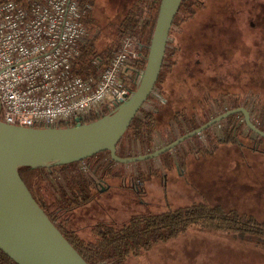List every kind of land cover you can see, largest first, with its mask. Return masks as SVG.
<instances>
[{
    "label": "rangeland",
    "instance_id": "rangeland-1",
    "mask_svg": "<svg viewBox=\"0 0 264 264\" xmlns=\"http://www.w3.org/2000/svg\"><path fill=\"white\" fill-rule=\"evenodd\" d=\"M134 1L93 0L91 14L94 20L88 28L92 39H95L97 51H105L116 41L118 27ZM205 1L207 6L186 21L176 37L179 61L168 77L166 87L171 93L181 92V98L163 106L157 123L158 131L162 133L169 129V120L177 110H193L200 115L206 113L210 105H214L212 109L215 111L212 113L226 110L227 103L222 108L213 99L215 93L223 89L264 93V0ZM191 73L195 75L197 87L191 85L192 81L184 79L185 76L190 78ZM150 104L148 102L146 108H150ZM238 122L236 117L235 123ZM238 125L244 130L242 136H247L250 131L248 127L244 123ZM223 128L224 125L218 123L211 127L210 132L220 136ZM160 132L156 137H161L162 145L165 146V138ZM169 134L179 136L180 132L175 128ZM200 139L204 140L205 136ZM195 144L197 140H189L171 151L175 164L172 170L167 168V176L163 174L162 162L156 159L153 165L160 167L162 174L146 183V191L142 196H138L139 191L130 182L131 179H112L107 192L102 190L92 203L70 213L73 228L81 235L88 236L97 223L120 224L135 214L162 213L172 207L204 200L210 201L212 205L236 208L264 221V153L253 152L236 144H223L218 148L220 151L217 150L210 158L200 157L195 152L189 153L186 165L180 168L181 157ZM157 145L154 144L153 150L162 147L161 144ZM204 166L218 169L206 177L203 174ZM242 166L250 167L249 181L233 177L237 171H241ZM137 168V165H129L125 168L126 173L131 176ZM225 170L230 172L221 173ZM184 172V175H180ZM199 244L206 245L200 247ZM184 252H187L185 260L180 261ZM127 263L264 264V249L241 246L233 236L222 238L218 235L211 239L188 236L185 240L159 244L139 256L130 257Z\"/></svg>",
    "mask_w": 264,
    "mask_h": 264
},
{
    "label": "trees",
    "instance_id": "trees-1",
    "mask_svg": "<svg viewBox=\"0 0 264 264\" xmlns=\"http://www.w3.org/2000/svg\"><path fill=\"white\" fill-rule=\"evenodd\" d=\"M14 1L25 2V0ZM161 1L135 0L118 27V35L113 45L105 51L99 52L93 38L90 44L83 49L77 72L86 77L96 75L107 68L109 59L116 50L120 38L128 32L138 38L139 50L142 54V70L144 71ZM206 6L205 0H183L174 19L170 38L175 34L174 31L181 32L183 24L194 18L197 11ZM93 20L91 14L85 19L86 25L90 27ZM176 37L177 33L173 37L175 39L174 46H171L170 40L168 42L155 91L153 90L117 145V154L122 158L146 155L154 151L155 137L160 132L157 123L163 106L171 100L176 101L181 98V92L171 93L166 87V77L171 75L179 61ZM96 56L101 60L98 68H94L90 63L91 59ZM184 79H187L188 82L192 81L191 85L198 84L192 73L190 78L185 76ZM138 86L139 83L134 86V92ZM189 90H193V88H189ZM215 94L216 97L213 99L222 108L226 103L228 110L242 106L247 108L251 114L252 122L264 132L263 92L249 90L246 93H241L223 89ZM148 102H151L150 108H146ZM213 107L214 105H210L209 110L203 115L193 110L189 112L185 109L177 110L169 120V129L164 133L160 132L165 138L166 145L225 113V110L212 113L211 111H215L212 109ZM237 116H229L220 122L224 125L222 137L211 134V128H209L202 134L186 140L185 142L197 140V144L190 148L185 153L186 155H183L185 158L181 157L180 165L183 167L186 165V156L191 152H195L203 158H210L223 144H236L238 147H246L253 152L264 153V147H260L264 146V137L251 131L243 137V128L240 129V126L235 123ZM98 119L100 118L90 117L87 122L91 123ZM244 125L246 124L244 123ZM175 128L179 130V136L169 134ZM202 136H205L204 140L200 139ZM157 159L162 162L164 171L153 165L156 159L125 165L113 161L108 151L98 153L81 162L62 166L53 163L38 167L22 166L18 170L39 206L89 264H128L127 261L130 257L139 256L157 245L168 243L191 230L224 233L235 237L241 246L264 249V221L236 208H227L219 204L212 205L208 200L172 207L162 213L135 214L120 224L97 223L88 236L81 235L73 228L70 213L92 203L102 193V190L107 192L111 188L110 181L112 179H131L130 182L139 191L138 196H142L146 191L147 182L154 177L161 176L162 171L167 176V168L172 170L175 164V160L171 157V151L162 154ZM84 163L87 165H85L88 169L87 172L84 170ZM129 165L138 167L131 176H128L125 169ZM239 180L241 181V179ZM128 188L132 189V187ZM0 264L17 263L0 249Z\"/></svg>",
    "mask_w": 264,
    "mask_h": 264
},
{
    "label": "built area",
    "instance_id": "built-area-1",
    "mask_svg": "<svg viewBox=\"0 0 264 264\" xmlns=\"http://www.w3.org/2000/svg\"><path fill=\"white\" fill-rule=\"evenodd\" d=\"M92 12L93 0H0L1 121L69 127L109 115L131 97L143 70L138 38L130 32L120 38L107 68L86 77L77 72L92 40L85 23ZM90 63L98 68L101 60L96 56ZM237 117L245 123L243 115Z\"/></svg>",
    "mask_w": 264,
    "mask_h": 264
},
{
    "label": "water",
    "instance_id": "water-1",
    "mask_svg": "<svg viewBox=\"0 0 264 264\" xmlns=\"http://www.w3.org/2000/svg\"><path fill=\"white\" fill-rule=\"evenodd\" d=\"M183 0H162L147 63L137 90L113 113L91 123L32 128L0 120V249L17 264H89L63 236L32 196L19 174L22 166H57L84 161L108 151L113 161L133 164L157 159L232 115H243L254 134L264 132L245 107L226 111L200 128L146 155L122 158L117 145L156 87L170 31Z\"/></svg>",
    "mask_w": 264,
    "mask_h": 264
},
{
    "label": "crops",
    "instance_id": "crops-1",
    "mask_svg": "<svg viewBox=\"0 0 264 264\" xmlns=\"http://www.w3.org/2000/svg\"><path fill=\"white\" fill-rule=\"evenodd\" d=\"M93 15V14H92ZM176 33L177 34H179V33H181L180 31H178V30H176ZM170 40V43H172L173 44V46L175 45V39L173 38V39H169ZM168 77H170L169 75H167V77H166V80L168 79ZM216 136H219L218 134H216ZM223 136V134L221 133V135L219 136V137H222ZM165 140V139H164ZM162 142H163V140H162V138L161 137H156L155 138V141H154V144H155V146H159V145H157V144H161L162 145ZM160 145V146H161ZM162 147H163V145H162ZM218 151H220V150H218ZM181 166V165H180ZM150 167V166H149ZM178 167V166H177ZM183 166H181L180 168H182ZM148 168V167H147ZM158 168H160V167H158ZM179 168V169H180ZM220 168V167H219ZM241 168V171H237L236 172V175L235 176H233V177H235V178H238V179H241V180H243L244 178H246L247 180H248V178H249V176H248V174H249V172H250V167L249 166H247V168H244L243 166L242 167H240ZM216 169H218V168H215V167H213V166H204L203 167V174H205V176L206 177H209V174H212L213 172H215V170ZM137 171V170H136ZM230 171L229 170H225V171H222L221 173H229ZM183 174H185V172L183 173ZM230 178H231V176H230ZM220 236V237H222V238H226V237H229L228 235H226V234H224V233H219V232H207V231H199V230H191L190 232H187L186 234H184V235H182V236H180V237H178L177 239H174V240H172V241H176V240H178V241H181V240H185V238L186 237H188V236H192V237H199V238H201V237H203V236H205V237H209L210 239L211 238H216L217 236ZM195 242H197V241H195ZM199 243V242H198ZM221 243H223V242H221ZM224 244V243H223ZM231 244H233V241L231 242ZM231 244H229V245H231ZM201 245H206V244H199V246L200 247H203V246H201ZM245 247V246H244ZM212 248V247H211ZM186 253L187 252H184L183 253V255L180 257V261H183V260H185V257H186ZM188 254H189V252H188ZM188 254H187V258H188V260H189V257H188Z\"/></svg>",
    "mask_w": 264,
    "mask_h": 264
},
{
    "label": "flooded vegetation",
    "instance_id": "flooded-vegetation-1",
    "mask_svg": "<svg viewBox=\"0 0 264 264\" xmlns=\"http://www.w3.org/2000/svg\"><path fill=\"white\" fill-rule=\"evenodd\" d=\"M242 107H244V106H242Z\"/></svg>",
    "mask_w": 264,
    "mask_h": 264
}]
</instances>
